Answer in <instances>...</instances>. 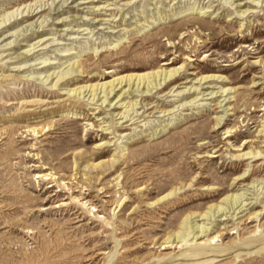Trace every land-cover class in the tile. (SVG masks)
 I'll return each mask as SVG.
<instances>
[{
    "label": "rangeland",
    "instance_id": "obj_1",
    "mask_svg": "<svg viewBox=\"0 0 264 264\" xmlns=\"http://www.w3.org/2000/svg\"><path fill=\"white\" fill-rule=\"evenodd\" d=\"M9 10L0 264H264V158L242 157L264 154V0H0V24ZM166 60L181 76L122 109L116 93L68 96Z\"/></svg>",
    "mask_w": 264,
    "mask_h": 264
},
{
    "label": "bare ground",
    "instance_id": "obj_2",
    "mask_svg": "<svg viewBox=\"0 0 264 264\" xmlns=\"http://www.w3.org/2000/svg\"><path fill=\"white\" fill-rule=\"evenodd\" d=\"M90 2L91 1L86 2V3H82V4H89ZM80 4H81V2H80ZM44 6H45L44 4H40V6L38 8L42 9ZM12 8H14V7H12ZM12 10H14V9H12ZM20 10H21V8H17L16 11L19 12ZM28 10H29V8H28ZM102 10H104V8ZM23 12L26 13V14L29 13L28 15H24V17L26 16L27 18L29 16L33 17V14L35 13V11H33V6L32 7L30 6V11H27V7H25ZM14 14H15V11H11V10L7 11V15H10V17H5L4 19H1L2 21H1L0 26H2L4 23L9 21L10 18L13 17L12 15H14ZM38 14H40V13H38ZM38 14L36 16H38ZM46 18L47 17H44V19H45L44 23L47 22ZM16 20H18V19H16ZM42 25H43V23H41L39 25V27L41 28ZM6 26L7 25H5L4 28H6ZM40 42H42V41H40ZM41 46H43V44ZM30 53H31V50L25 51L23 55H26L27 57H29ZM163 63H164V65H162L159 70L141 72V73H136V74H128L126 76H120V77H114L112 80H110L108 82H104V83H100L99 82V83H97V84H95L93 86H85L83 88H78V89H75L73 91H70L68 93V96L70 98H73L74 100H79V99H81V96L84 95V93L88 92V94L91 93V97H92V100H93L90 104L96 105V103L98 102L97 101L96 103H94V101L96 99V96H98V99H99V96L103 94L104 96L102 97V99L104 98V101H102V104H105V102L109 99V97L112 96V94L116 93V95H115L116 102H117L116 105L119 104L118 109L119 108L122 109V108H124V106L126 104L129 103V102L126 103V101H125L126 94H128L127 98H129L130 95H133L136 92L140 93V95H141L140 97H146L147 94H152L155 90H156V92L159 91V90H163L164 88H166L168 86L169 83L175 82L181 76V73H182L181 71H182L183 67L176 68V69L173 68V69H170V70H169V67H168V69L167 68H163V66H173V65H175L176 64L175 60H173V61H167L166 60ZM46 66H48V65H46ZM46 66H44V67H46ZM49 66H50V64H49ZM134 70H137V68H134ZM83 73L84 72L77 71V69L71 68L68 72L59 75V77H55V78H59V79H58V81L56 82V84L53 87L57 86L58 82L60 80H62L63 78H65V76H70V75H72L73 77L82 76ZM192 75H195V74L193 73ZM220 78L221 77H219L218 75H204V76H201L200 78L197 79V81H198L197 84H199V85L203 84L204 85V84H207L209 82L218 81V79H220ZM180 84H184V83L182 82ZM163 85H164V87H162ZM175 87H177V85H175L174 88ZM207 88H210V87H207ZM98 91H100L99 94H98ZM175 92H177V90ZM226 92H228V91H223V92H221V94L219 96L217 94L215 97L213 96L212 98H217V97L225 98L224 100H222V101H220L218 103L219 105L222 106V104L226 101V98L229 96V93L226 94ZM189 94H191V92H189ZM193 94H195V93H193ZM185 96H187V94L182 93V94H178L176 97H179V98L181 97L182 99H185ZM196 99L192 100L191 102H188V104L192 103L193 101L195 102ZM196 103L197 102H195L194 105ZM135 104H137V103L133 102L132 106H134ZM221 106H220V108H221ZM125 107H127V106H125ZM134 108H135V106H134ZM152 108H154V107H152ZM177 108L179 109V107H177ZM147 110H149V109H147ZM96 114H97V110L92 115H96ZM125 114H126V112H120L119 113V115L123 116V117L120 118V120H124V119L129 118V115L126 116ZM124 115L126 117H124ZM124 123H127V122L124 121ZM220 124L221 123H219L218 125H220ZM107 130H109V129H107ZM32 132L35 133L36 130L33 129ZM104 134L108 135L109 133H104ZM261 156H263V157H261ZM242 157L243 158L246 157V160L254 159V161H258V160H261V159L264 158V154L262 152H256V153L247 152V153L243 154ZM244 175H245V173L243 175H241L240 177L242 178V177H244ZM37 177L38 178H43L46 181L52 180V182H57L55 179L53 180V176L52 175L39 174V176H37ZM170 194L160 198V200H164L165 198L169 197ZM233 198H234V200H233ZM230 200H233V201H229V199L226 198L227 205H228L229 209L233 208V206L236 205V204L238 205V202L239 203L241 202L240 201L241 200L240 196L231 197ZM246 206H248V205L241 203L240 205H238V207L235 209V211H238L239 213H242L243 212L242 210ZM228 208H224L222 206H217V207H215V209H214V211L212 213H209V214L207 213V215L205 214V215H203V217H210V219H211V218L215 217L216 214H221L222 212L224 214V211L227 210ZM189 218L190 217L186 218V220H188ZM202 220H205V219L203 218ZM197 229L199 230L198 231L199 235L206 234L208 232V229H206L205 227L199 226ZM199 235L196 236V237L194 236V238H196L197 240L201 239V237H199ZM216 238H217V236L212 237L210 239V242L215 240ZM175 239H179L180 240V241L177 242L179 244H181V242H185V243L187 242V239L185 238V236L183 237L182 234H179V233L175 235L174 240ZM170 242L171 241L169 240L168 243H170Z\"/></svg>",
    "mask_w": 264,
    "mask_h": 264
}]
</instances>
